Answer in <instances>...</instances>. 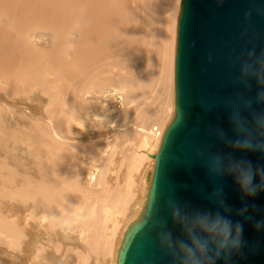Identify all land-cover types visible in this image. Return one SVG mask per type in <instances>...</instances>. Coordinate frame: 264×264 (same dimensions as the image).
<instances>
[{"label": "rangeland", "instance_id": "1", "mask_svg": "<svg viewBox=\"0 0 264 264\" xmlns=\"http://www.w3.org/2000/svg\"><path fill=\"white\" fill-rule=\"evenodd\" d=\"M0 11L9 10L0 5ZM19 19L0 14V36H14ZM85 34L58 28L56 55L41 61L40 75L47 70L55 81L47 87L4 78L18 76L20 60L0 58V158L9 173L0 178V264H116L123 233L143 206L155 161L150 154L174 116V74L168 85L160 75L147 85L145 78L164 68L143 44L93 56L104 68L87 63L81 48L68 44ZM5 48L0 45V55ZM139 50L146 76L137 68ZM135 84L143 87L130 94ZM43 183L62 197L48 202L39 192Z\"/></svg>", "mask_w": 264, "mask_h": 264}, {"label": "water", "instance_id": "2", "mask_svg": "<svg viewBox=\"0 0 264 264\" xmlns=\"http://www.w3.org/2000/svg\"><path fill=\"white\" fill-rule=\"evenodd\" d=\"M264 49V0H181L177 24V46L174 72V116L162 137L155 159L150 186L140 215L124 231L117 251L116 264H172L156 241L162 229H151L149 208L157 209L155 219L167 218L168 228L179 234L169 216L167 201L176 198L182 203L216 209L206 198L211 180L202 167V152L234 151L219 142L215 129L222 127L232 135L226 105L235 100L237 92L249 97L260 85L251 81L248 90L234 83L243 60H254ZM254 107L260 108L254 104ZM245 155L254 165L264 166L259 153ZM259 178V177H258ZM223 196L233 209L232 219L242 220L235 210L247 204L244 237L247 243L228 264H264V229L253 228L264 219V193L254 199H240L231 178H224ZM223 264V261L218 262Z\"/></svg>", "mask_w": 264, "mask_h": 264}, {"label": "bare ground", "instance_id": "3", "mask_svg": "<svg viewBox=\"0 0 264 264\" xmlns=\"http://www.w3.org/2000/svg\"><path fill=\"white\" fill-rule=\"evenodd\" d=\"M0 5L9 10L8 12L0 11V14L12 19L22 18L19 19L20 25L14 36L9 34L0 36V45L6 47L0 58L2 56H17L20 60L18 76H2L4 78L21 80L26 87L32 86L33 81H35V85L39 86L55 82L50 74L46 75L47 70L40 75V68L46 66L42 65L41 61L47 63L51 61L52 55H56V50L59 49L58 45H55L58 28L69 25L77 27L79 31H86L83 39L76 35L68 40L70 46L81 48L80 59L88 56L83 58V61L104 68V63L93 56L112 51L130 50L143 44L149 49V58L154 63H162L164 68L155 76L145 78L147 85L150 86L158 75H160L159 82L162 85L170 84L172 74L175 72L173 56L176 55V52L173 50L172 43L175 20H177V0H0ZM113 39H116L118 43H113ZM49 40L52 41L50 46L46 44ZM43 48L47 54L40 53ZM142 53V50H139V63L143 66L137 68H140L143 75L146 76L144 70L148 67L142 61ZM125 55L130 56V54ZM129 82L132 83L131 80ZM96 84L97 87L102 85L100 79ZM141 86L143 87L141 84L133 85L130 88V94H134ZM146 89L149 90V88ZM49 93L51 94L50 91ZM165 130L164 127L161 131L159 130L160 143ZM0 142H2L1 136ZM6 167L5 161L0 158V178L2 179L5 173L9 174L8 169L5 171ZM42 170L47 176H51L49 170L44 167ZM152 171H148L145 177L148 186L145 190L144 203ZM40 186L41 191L39 192H43L41 195L46 197L48 202L53 203L62 197L60 193L57 194L58 191L55 190L53 184L43 183ZM40 186L38 187L40 188ZM140 212L137 213L138 216ZM134 218L131 217L132 221Z\"/></svg>", "mask_w": 264, "mask_h": 264}, {"label": "clouds", "instance_id": "4", "mask_svg": "<svg viewBox=\"0 0 264 264\" xmlns=\"http://www.w3.org/2000/svg\"><path fill=\"white\" fill-rule=\"evenodd\" d=\"M254 60H243L239 65V75L234 83L248 90L251 81L260 85L254 98L237 92L235 100L226 105L227 120L232 135L224 128L215 129L216 139L234 151L202 152V167L211 180V191L206 198L216 205V209L201 208L170 198L167 203L169 216L179 234L168 228V219H155V201L149 208L146 224L151 221V229L159 226L158 246L171 257L172 264H228L232 256L238 254L247 241L244 237V221L252 219L247 215L249 206L244 204L235 210L242 220H233V209L223 196L224 178H231L240 193V199H254L264 193V166L254 165L245 155L236 153H259L264 157V49L259 54L248 52ZM259 177V178H258ZM255 231L264 229V219L253 224Z\"/></svg>", "mask_w": 264, "mask_h": 264}]
</instances>
